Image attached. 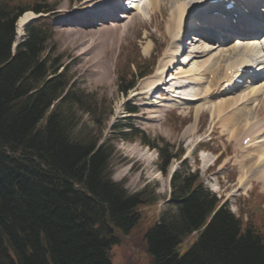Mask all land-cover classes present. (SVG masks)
Wrapping results in <instances>:
<instances>
[{"label":"trees","instance_id":"obj_1","mask_svg":"<svg viewBox=\"0 0 264 264\" xmlns=\"http://www.w3.org/2000/svg\"><path fill=\"white\" fill-rule=\"evenodd\" d=\"M56 9L50 0H0V264H115L112 248L144 224L157 200L147 188L131 194L112 179L114 150L102 142L95 94L76 88L55 47L46 53L56 13L30 24L11 58L17 19ZM136 67L138 73L126 59L119 68L124 94L149 71ZM162 142L155 146L165 172L179 154ZM171 185V208L143 237L150 264H264V209L244 219L228 205L218 208L220 200L186 164Z\"/></svg>","mask_w":264,"mask_h":264},{"label":"rangeland","instance_id":"obj_2","mask_svg":"<svg viewBox=\"0 0 264 264\" xmlns=\"http://www.w3.org/2000/svg\"><path fill=\"white\" fill-rule=\"evenodd\" d=\"M51 1L59 4V16L55 24L53 40L48 43L46 53L51 54L55 47L56 53L63 54V61L76 88L95 94L98 108L95 116L98 121H101L100 123H103L102 141H108L114 150L110 159L112 179L122 182L131 194L147 188L148 195L152 198L156 196L157 200L145 209L144 224L130 235L122 234L124 235L122 242L112 248L111 257L115 264H150V254L147 247L144 248L146 242L143 240L144 234L152 221L158 219L163 211L171 208L167 202L170 193L169 173L179 161L172 159L166 171L162 172L161 155L156 147L147 145L145 142L147 140L154 144L155 138L164 139L173 146L174 150L176 147L185 149V155L193 168L199 169L206 183L222 195L224 200L227 199L237 214L240 213V209L249 211L251 206L249 200L252 197L257 203L261 202V207L264 209L263 182L260 177H256L257 169H252L253 161L247 160L246 157L250 156L253 149L244 150L245 153L241 150L237 152L234 143L228 141L227 135L236 129L235 139L240 138L237 126H233L235 128L232 127L231 132L227 131V127L222 124L221 116L216 117L214 113L216 101L234 98V94H223L207 102H201L205 108L200 116H196L191 108L196 103L183 105L182 102H178L179 99L176 96H187L194 93L197 88H201L198 84L186 86V89L175 88L185 81L184 78L167 82L166 87L172 88L171 92L161 89L158 95L152 93V97L149 94H142L155 82L153 77L159 70L166 80H170L171 76H178L175 74L176 71H186L194 67L196 61L209 58V55L198 58L193 57L188 51L181 52L180 55L183 54L181 60L186 59L185 63H172L171 66L163 68V64L168 60L167 54L165 59L163 57L165 52L172 50L171 52L175 54V48L172 46L181 34L179 28H176L177 24L173 26L169 22L174 18L171 12L177 9V3L174 7L171 0H160V2L148 0L143 11L140 9H137V12L132 11L131 19L121 18L114 22L115 24L108 25L89 23L79 25L68 24L66 20H75L76 17L82 19L99 12L105 13L109 6L106 5L107 1ZM112 3L114 4L113 1ZM201 5L202 3L199 4ZM145 13L147 16L144 15ZM172 27L176 29V32ZM17 30L16 26V42H20L24 39L26 32L24 30L21 34ZM209 45L213 46L215 53H218L219 48H216L217 45L214 42ZM230 46H232L231 43L227 45L228 51H224L225 55H230V49H228ZM129 57L136 59L151 57L156 64L152 76L148 75L149 78L146 76L139 80L137 86L125 96L118 89L117 74L122 63ZM220 62L227 63L226 57ZM207 75L209 74L202 78V84L208 79ZM191 100L194 99H189ZM158 102H162V105ZM130 105L138 108L136 114L127 112V107ZM252 106L247 103L245 113L249 112ZM79 114L83 118L84 125H91V115L81 110ZM98 123L95 126L96 129L101 127ZM261 138L264 139L262 136ZM199 140L204 142L198 145ZM202 148L204 150H201ZM217 155V161L213 162V158ZM210 163L211 166H209ZM249 175L251 176L248 177ZM240 179H246L243 186L240 185Z\"/></svg>","mask_w":264,"mask_h":264},{"label":"bare ground","instance_id":"obj_3","mask_svg":"<svg viewBox=\"0 0 264 264\" xmlns=\"http://www.w3.org/2000/svg\"><path fill=\"white\" fill-rule=\"evenodd\" d=\"M133 1L134 0H131V2H130L132 5L131 8L139 9L140 8L139 4H136V2L133 3ZM158 1L160 2V0H158ZM209 1H211V0H171V4L173 3L174 7H176L175 4L177 3V9H175L174 11H172L170 9V11H172L171 12L173 15L172 17H174V18L173 19L171 18L172 20H170L169 22L172 23L173 26H175L177 24L176 28H179V32H182L185 28V24H184L185 19L194 17L197 14L196 10L198 7H202L201 10H203V11L204 10L208 11L209 7H210ZM255 2L258 3V2H260V0H256ZM151 3H152V1H151ZM200 3H202L201 6H199ZM113 7H115V6H113ZM122 9H123L122 5H120L117 8L110 9V11H105V13L106 12L107 13L102 14V15L108 16L107 19L111 18V16H112L113 17V18H111L112 20L116 19L118 17L128 18L129 17L128 14L119 13V10H122ZM188 10L191 11V14L189 16L186 15V12ZM260 11H262V10H260ZM100 15L101 14L98 13V16H100ZM124 15H127V16H124ZM144 15L147 16L146 13ZM247 15H249V14H247ZM103 16H101V17H103ZM138 16L139 15H137V17ZM34 18H35V15L31 11H28L25 14H23L17 21V23H18V25L16 24V26L18 28L17 32L22 34L24 32L25 25ZM260 18H261V22H259V23H258L259 20L251 19L248 16L245 19H243L242 17L238 18V21L235 24L228 22V25L224 28L225 29L224 37L234 36V33H233L234 29H237L239 34L242 36L250 35L251 31H255V30L257 32L263 31V29H261L260 27H257V29H256V27H254L252 24H249V23L253 22V23H258V26L264 27V20L262 21V19H264V11H262ZM80 19L81 18L77 19V17H76V19H75L76 21L66 20V23H68V24H79V25H84V24L88 23L87 19L85 17H82L81 21H80ZM227 19H229V18H227ZM242 19L248 23V25H249L248 27H246V23L244 21H242ZM104 20H106V19H104ZM96 21H97V19H95V18L93 19L91 17V21H89V24L101 25L99 23H102V22L97 21L98 22L97 23ZM104 22H107V21H104ZM224 25H226V24H224ZM172 28H174V27H172ZM213 30H216V28H213V29L208 28V31H213ZM174 32H176V29ZM195 41H198V40H196V38H195ZM148 42H150V41H148ZM231 42L233 44H232V46H230V48H228V49H230L229 50L230 55L227 58V60L231 59L230 60L231 62L226 63V66H225L224 65L225 63L222 64L219 62V60L225 58V56H226L225 52L227 51V49H226L227 47H222L219 49L218 53H215L213 46L209 45L210 43H208V42L197 43V42H194V40H193V42L191 44V49H190V51H188V53H191V55H193V57H198V58H200L201 56L204 57L205 55H209V58H206L203 60L201 59L200 61L199 60L196 61L194 63V67L188 68L186 71H184V70L176 71L175 74H178V76L177 77L171 76V78H170V80H168V82L170 83L172 80H174L176 78H184L185 81H184V84H182L183 87L185 84H186V86H191L190 84H199L201 86V85H203L202 84V78H204V75H206V74L210 75L211 73H213L214 79L209 84L210 85L212 84V86H215V85H218V83L221 82L222 79L227 78V75H228L227 71L230 68H232V67H234L240 63L247 62L248 61L247 55L254 56L253 60L257 63L260 62V59H259L260 57H258V52H257L260 49V45L259 44H254L251 46L247 45L250 43H257L258 41L252 40V38H251V39H244V40H239V41H238V39H232ZM239 44H242V45H239ZM199 45H201V46H199ZM150 48H151V46H150ZM180 51H181V48L178 47L175 54L172 52L170 53V56H169L170 59H168L163 64L164 69L166 67L171 66L172 63H174V64L185 63L186 59L181 60V58L183 57V54L180 55L181 54ZM184 53H186V51H184ZM240 55H242V58L235 60ZM197 71H199V72H197ZM196 74L199 77L196 76ZM209 75H207V76H209ZM161 76H162L161 73H159L158 79L157 80L154 79L155 82L152 84V86L155 85L157 87L161 84L159 82V78ZM252 80H254V78ZM163 84H165V83H163ZM163 84H162V86H164ZM237 85L238 84H235V86L233 88L237 87ZM152 86L149 87V90H144L142 92V94H149L152 97L153 96L152 92H149L150 89L152 88ZM178 87L181 88L180 86H178ZM178 87H176V88H178ZM208 87H209L208 90H206V91H205V89L201 90V93H199L197 91L194 92L195 94L192 93L191 95L193 96V98L192 97L187 98V97H183V96H179V97L181 99H185L186 102L188 103V102H190L189 99H199L201 97H204V95L208 94L211 90V86L208 85ZM237 89H239V88H237ZM239 91L241 93H244L241 90H239ZM202 93L204 95H202ZM263 93H264V83L262 85H259V84L256 85L254 88L250 89L249 92H246L244 94L238 93L234 98H231V99L226 98V100H221V101L217 102L216 104H214V103L213 104L215 105L214 113L216 114V117L221 116L222 124H223V126L227 127V131L231 132L235 128L233 126H237V128L239 130V137H240L241 132L244 130V128L246 129V132H251L254 134V135H252V138L250 140L248 147H243V148L247 149V150H249L250 148L253 149L252 153L250 154L251 157L250 156H246V157H247V160H250L251 162L254 161L253 165H251L252 169L253 170L257 169L256 177L258 176L261 178V180L263 182V190H264V139H260L257 142H255L257 137L261 138V136L264 134V97L262 96ZM199 94H201L202 96H198ZM220 94L221 93H219V95ZM240 96H242V97H240ZM170 97H171V95H170ZM239 100H242V102ZM253 101H256V106L254 108L250 107V111L245 113L246 112L245 109L247 108V103L251 104V103H253ZM158 103H160V102H158ZM161 103L159 105H162ZM240 105L242 107H240ZM202 110H203V107L199 106V108H196V113H200ZM225 111H228V112L224 115H221ZM230 112H231V114H230ZM245 114H246V116H245ZM232 127H233V129L230 130ZM240 139H241V137L237 138L236 140L239 141ZM256 157H258V158L255 161ZM260 158H262V159H260Z\"/></svg>","mask_w":264,"mask_h":264}]
</instances>
